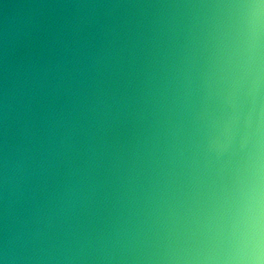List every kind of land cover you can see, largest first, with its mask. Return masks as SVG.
<instances>
[{"label":"clouds","instance_id":"clouds-1","mask_svg":"<svg viewBox=\"0 0 264 264\" xmlns=\"http://www.w3.org/2000/svg\"><path fill=\"white\" fill-rule=\"evenodd\" d=\"M0 264H264V0H0Z\"/></svg>","mask_w":264,"mask_h":264}]
</instances>
